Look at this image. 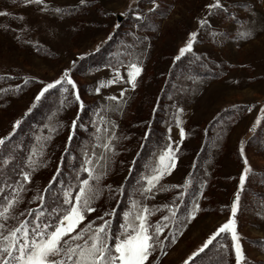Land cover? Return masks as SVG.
Returning <instances> with one entry per match:
<instances>
[{
  "label": "rangeland",
  "instance_id": "374dc122",
  "mask_svg": "<svg viewBox=\"0 0 264 264\" xmlns=\"http://www.w3.org/2000/svg\"><path fill=\"white\" fill-rule=\"evenodd\" d=\"M214 3L0 0V13H6L0 15V167L6 165L12 181L6 200L17 197L8 219L0 218V234L16 228L22 212L38 203L56 169H82L85 152H95L93 160L104 153L106 159L94 165L103 175L90 180L99 189L94 212L111 188L128 181L123 213L135 212L136 201L152 213L149 224L167 225L145 264H184L229 218L237 195L241 264H264V0H220L222 7H207ZM193 32L192 50L180 56ZM132 62L142 68L135 88L127 79ZM65 69L76 88L62 82L37 101L44 85ZM52 98L57 104L50 108ZM36 108V117L22 124ZM101 127L108 133H97ZM97 135L112 136L110 151L98 146L107 141H97ZM169 143L176 166L142 198L144 177L152 175ZM143 146L146 154L137 162ZM194 202L199 209L189 218ZM173 204L179 205L177 219L163 220L170 216L164 205ZM231 245V234L221 233L196 256L209 250L204 261L193 257L188 264H235ZM218 248L222 257L214 252Z\"/></svg>",
  "mask_w": 264,
  "mask_h": 264
},
{
  "label": "snow or ice",
  "instance_id": "6c2138e0",
  "mask_svg": "<svg viewBox=\"0 0 264 264\" xmlns=\"http://www.w3.org/2000/svg\"><path fill=\"white\" fill-rule=\"evenodd\" d=\"M40 2L41 0H23L24 4ZM84 2L85 0H81V3ZM207 7L209 9L220 8L222 5L220 0H215L214 4H210ZM57 11L60 10L57 9ZM5 14L0 13V15ZM137 15L139 16V14ZM200 23L205 24L206 21L201 20ZM241 35L249 36L251 33L244 32ZM195 37V32L190 33V39L179 50L180 56L192 50ZM177 59H179V56ZM114 71L118 78L123 79L120 76L119 69H114ZM141 71L142 68L135 62L128 65L127 79L133 88L136 86V77L139 76ZM68 73L69 70L65 69L59 79L45 84L35 99L38 101L48 89L60 85L62 82L71 85L75 89L76 84ZM108 83H115V81L110 80ZM96 91H100L99 87ZM75 98L77 101H80L78 94ZM80 104L82 107V101H80ZM101 121L103 123V118H101ZM15 124L18 125L19 121H16ZM73 126H75V121H73ZM13 130H15V125L13 126ZM108 131L107 128L102 127L97 129V133L103 132L107 134ZM184 135V129L181 128V139H183ZM96 139L97 141H101L102 139L107 141L100 143L98 146L103 147L106 151L111 150L110 141L112 140V136L105 135L101 137L97 135ZM3 142V138H0V144ZM241 155H243V151H241ZM95 156V152L91 156L85 152L84 164L81 167L88 178L79 180L78 190L75 192H73L71 185L63 190L62 205L52 209L50 214H46V222L41 221V216L45 214L33 213L32 210H29V214L34 215V224L30 225L27 220H24L20 222L18 227L9 230L7 235L0 234V264H145L154 245L159 243L160 233L167 227V225L149 224L148 217L152 213L146 205H138L136 201H133V207L136 210L135 212L126 211L123 214L125 220L120 226L121 231L119 235L111 233L109 221L103 217L97 218L102 221L99 224L88 222L83 227H80L85 221L86 214L95 211V208L91 205L99 194V189L95 184L90 183V180L99 181L103 172L97 175L94 165L100 164V161L106 159V156L104 153H101L98 159L93 160L92 157ZM176 160L177 157L171 143H169L160 152L157 163L152 169V175L144 177L146 184L140 189L142 198H147L157 188L163 176L175 168ZM247 171V160L245 159L244 172L246 173ZM21 175L24 181H30L31 177L28 172H23ZM244 181L245 175L241 174V185H243ZM187 184L188 181H185V186ZM178 196L182 198L183 193H178ZM39 199L43 201L44 197L41 196ZM16 200L17 197H13L6 201V205L0 210V218L4 220L8 219V214ZM238 200L239 196L237 195L231 205V215L229 218L208 236L204 244L194 251L184 264H188V261L207 248L221 233L231 234V247L235 253V264H241L243 250L234 219L238 210ZM164 207L168 209L170 216H163V220L177 219L178 213L176 209L179 208L178 204L164 205ZM198 209V202H194L193 209L188 213V217H195ZM108 214L105 213V215ZM3 227L4 225L0 224V228ZM78 228L79 231H77Z\"/></svg>",
  "mask_w": 264,
  "mask_h": 264
},
{
  "label": "trees",
  "instance_id": "16d2710c",
  "mask_svg": "<svg viewBox=\"0 0 264 264\" xmlns=\"http://www.w3.org/2000/svg\"><path fill=\"white\" fill-rule=\"evenodd\" d=\"M89 58V57H88ZM187 57H183L180 62L184 61ZM87 60V58L85 59ZM106 62V63H105ZM104 64L107 65L108 62L107 60L104 61ZM183 64V63H182ZM192 69L196 72H203L198 68L197 65H191ZM58 89L53 90L50 92V95H56L58 93ZM54 98V96H53ZM52 98V101H53ZM49 102L50 108L55 107V104H57V99H54V101ZM87 107H85L86 109ZM37 108L35 110H31L30 113H26L22 120L23 123H26L33 118L36 117V114L38 113ZM84 111V110H83ZM78 133L82 134V137L86 133L85 130H77ZM77 134V135H79ZM165 136V135H164ZM71 149L70 146L66 148V152ZM1 151V150H0ZM146 154V148L143 146L140 152L138 153L137 156V162H140V159L142 156ZM1 155V154H0ZM6 155V154H5ZM7 156V155H6ZM4 158V156H3ZM2 158V159H3ZM5 159V158H4ZM4 159L2 162H4ZM73 159H75V163H78L79 161V156H75ZM1 162V161H0ZM1 164V163H0ZM4 168L6 165H2ZM0 167V210H2L4 204L6 203V195L11 192V182L10 179H8L7 171L6 169ZM10 166V165H8ZM79 165H71V166H61L60 168L56 169L54 174L49 178L47 181V185L41 192V196L44 197V200L41 201L39 199L38 203L31 208L33 213H42L45 215L41 216V221L46 222V214H50L51 210L54 208H57L62 205V200H63V190L68 187L69 185L72 186L73 192L78 190V184L80 179L87 178V174L82 171L78 167ZM78 167V168H77ZM7 168V167H6ZM5 171V172H4ZM127 183L123 182L122 184L118 185L116 188H111L109 192V196L107 199H105L97 208L96 212L93 213H87L85 221L80 225V227H83L84 224H87L88 222H94L95 224H99L102 221L97 219L98 217H103L105 220L109 221V227L110 231L114 235H118L120 229H121V224L124 222V210L128 206L127 202V197H128V188H127ZM105 213H109L108 215H105ZM27 220L29 224H34L35 219L34 215H30L29 211H23L20 218L18 219V223L16 227L20 225L21 221ZM79 231V228L77 229ZM158 245L156 243L154 245V248ZM154 248L152 250V255L154 254ZM207 252L209 250H206L202 254H200L198 257H196V260H205L207 258ZM215 253H217L218 256L222 257V251L221 249L218 248V250H214ZM160 253L156 257H160ZM214 258H217L216 256ZM219 258V257H218Z\"/></svg>",
  "mask_w": 264,
  "mask_h": 264
},
{
  "label": "water",
  "instance_id": "95a60500",
  "mask_svg": "<svg viewBox=\"0 0 264 264\" xmlns=\"http://www.w3.org/2000/svg\"><path fill=\"white\" fill-rule=\"evenodd\" d=\"M118 18L121 20L122 19V16H119Z\"/></svg>",
  "mask_w": 264,
  "mask_h": 264
}]
</instances>
